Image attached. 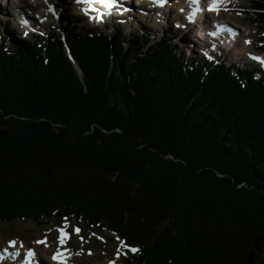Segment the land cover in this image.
<instances>
[{
	"label": "trees",
	"instance_id": "1",
	"mask_svg": "<svg viewBox=\"0 0 264 264\" xmlns=\"http://www.w3.org/2000/svg\"><path fill=\"white\" fill-rule=\"evenodd\" d=\"M66 34L0 36V220L108 230L125 264H264V71L169 32Z\"/></svg>",
	"mask_w": 264,
	"mask_h": 264
},
{
	"label": "rangeland",
	"instance_id": "2",
	"mask_svg": "<svg viewBox=\"0 0 264 264\" xmlns=\"http://www.w3.org/2000/svg\"><path fill=\"white\" fill-rule=\"evenodd\" d=\"M18 2H25V6L22 5V7H25L26 9H30L31 6L34 7L36 5L40 8V12L44 9L42 6V4H44L43 0H19ZM11 4L12 3H8L7 0L6 2L5 0H0V36H5L7 38V46L10 49H14L16 43L30 40L32 32L47 31L49 28L54 26L57 28L61 36L63 35L62 32L69 34L72 31L97 32L107 31V29L109 31H113L116 28H121L126 33V36L132 35L134 32L139 34L148 32L156 39L164 36L165 32L173 33L175 39L172 41V48L175 47L174 52L178 55L179 51L184 49L185 44L190 42V36L193 35H191V33L196 30V27H192L190 28V33L184 34L174 28L173 24L167 22L165 19L162 21L158 20L156 14H154L155 17L152 15L150 16L151 21H149L148 15L141 16V14H126L113 20L110 26L106 29L102 23H97L98 25L94 27L87 24L83 26V21L80 20H82L84 16L80 15L75 19L74 25H71L69 29L63 31L59 25L60 21L65 18H70V12L63 13L62 16H58V14H55L52 11L44 12L45 14L37 16L35 18L37 25L23 29L20 24L15 21L16 17L13 16L14 14H9V16L7 15V10H9V12L13 11L11 9ZM231 4L230 9L228 11L226 9L223 10L219 16H224L221 18L234 22L242 29L243 36L250 38L251 43L248 45L244 44L248 49H242L241 55L243 57H240L241 61L243 60L249 62L248 59L244 58V55L247 54V56H249L248 52H253L255 49H259L258 46L261 41L259 42V39L257 40L256 38H258L261 34H264V32L261 33L257 23L252 20V17L255 16L253 13L254 10L252 0H232ZM17 9L20 12L24 11L23 8ZM69 10L70 9H68V11ZM167 16H169L168 19L172 20V15L168 14ZM89 19L91 18H86L87 21ZM8 20L17 22L19 29L16 28L14 22L12 23ZM62 40H65L64 36ZM242 42L243 40H239V43ZM176 43L177 46H175ZM139 44L141 43L139 42ZM198 44L201 45L202 43L198 42L197 45ZM239 46L241 45L237 44L238 48ZM186 56L189 62H191L194 58L201 60L204 57V55L199 52L198 46ZM223 58L224 57L221 56L219 59L223 60ZM225 59L230 61L228 57H225ZM235 59L237 58L235 57ZM246 66L248 68H252L255 67V64L250 63ZM66 220L67 224L64 223V219L60 220L58 218L47 217H44L42 221L38 222L32 219H17L7 222L0 220V242L5 246L7 245L13 248V252H19L17 255H13L12 253L9 254L12 259L18 257V264L31 263L25 261V258L21 256L22 254L25 255L28 253L29 250L34 252V255H31L30 259L33 258L37 263V258L40 259L45 257L48 262H43V264H54L53 255L56 253L58 248H69L70 255L72 257L71 261L75 262L74 264H109L110 259L118 260L119 264H124L127 256L125 251L126 246L123 241L116 236V234L109 232L108 230H100L98 228L89 229L81 222H77L69 218H66ZM74 226H79L80 232L78 234L73 231ZM58 228H64L69 235L67 237H62V234L57 230ZM81 237L83 239H81ZM101 237L103 239H101ZM61 238H63V243H61ZM9 241H15L16 243L10 244ZM37 241H44V243H38ZM0 263H2V261H0ZM2 264L11 263L7 261Z\"/></svg>",
	"mask_w": 264,
	"mask_h": 264
},
{
	"label": "bare ground",
	"instance_id": "3",
	"mask_svg": "<svg viewBox=\"0 0 264 264\" xmlns=\"http://www.w3.org/2000/svg\"><path fill=\"white\" fill-rule=\"evenodd\" d=\"M19 1V0H18ZM17 0H7V2L8 3H15L14 5H12L11 6V9L13 10V11H10L9 12V10H7V15L9 16V14H14L13 16L15 17L16 15H19V16H24L25 17V19L26 20H28L29 22L31 21H34L35 20V18L37 17V16H39V15H42V14H45L44 12H53V13H55V14H58V16H62V14L63 13H68V12H70V18L69 19H72L73 21H75V19L78 17V16H80L81 14H84V13H88V12H85V7H83V6H78V5H75V1H77V0H48V3H45V0H43V3L44 4H42V6L44 7V9H43V11H41L40 12V8L36 5V6H34V7H32L31 6V8L30 9H26L25 7H22V5L23 6H25V2L24 3H19ZM25 1V0H24ZM27 1V0H26ZM16 2H18V4L16 3ZM174 4H176V6L178 7V8H180V7H182V6H187L188 5V3H187V1H185V0H168L167 2H166V5H165V7H161L160 8V10H158V11H160V12H162V14L161 15H159L158 16V20H160V21H162L163 19H165L167 22H170L169 21V19L167 18V17H165V14H167L169 11H171V9H172V6H173V3ZM154 4V3H153ZM41 6V7H42ZM50 6H51V8L53 9V10H49V8H50ZM17 8H23V10L24 11H22V12H20ZM68 9H70L69 11H68ZM73 10H76V12H74ZM2 12V11H1ZM131 12V10L127 13V14H131L130 13ZM95 13H97V11L95 12ZM95 13H93V14H95ZM4 14V13H3ZM5 15V14H4ZM69 15V14H68ZM207 15V14H206ZM6 16V15H5ZM122 16H124V15H122ZM154 16V15H153ZM211 16V14H209V17ZM65 18V17H64ZM221 19V18H220ZM222 20V19H221ZM9 21V20H8ZM16 21V20H15ZM15 21H13V20H10L9 22H14L15 23V26H16V28L17 29H19V27L17 26V22H15ZM30 22V23H31ZM19 24V23H18ZM187 33V32H186ZM185 34V33H184ZM188 34V33H187ZM193 33H191V35H192ZM66 36H67V34H66ZM245 37L246 36H243V34H242V36H238V39H242V40H244L245 39ZM190 38H193L192 36H190ZM189 38V39H190ZM198 43V42H197ZM190 44L191 45H193V40L192 39H190ZM241 45V46H239V48L237 47V44H236V46L234 47V49H233V52H234V55H236L237 57H240L239 55L242 53V49H245V50H247L248 48H247V46H245L244 44H242V43H238V45ZM60 249V248H59ZM71 255H70V251L69 250H67V254L66 255H64V256H62V258H60L61 260H62V262L64 263V262H67V263H71L68 259H69V257H70ZM68 257V258H67ZM4 259H6L7 257H3ZM67 258V259H66ZM33 259V258H32ZM32 259H30L29 261H32ZM58 259V258H57ZM34 260V259H33ZM37 261H38V263L39 264H43V262L44 263H46V262H48L47 261V259L45 258V257H42V258H37L36 259ZM33 263H37L36 261H34ZM37 263V264H38Z\"/></svg>",
	"mask_w": 264,
	"mask_h": 264
},
{
	"label": "snow or ice",
	"instance_id": "4",
	"mask_svg": "<svg viewBox=\"0 0 264 264\" xmlns=\"http://www.w3.org/2000/svg\"><path fill=\"white\" fill-rule=\"evenodd\" d=\"M77 2H78V3H79V2H87V0H77ZM101 2L107 4V6H108L109 8H111V7H113V6L118 2V0H101ZM155 2H156L159 6H163L164 3L166 2V0H155ZM45 3H48V0H45ZM220 3H222V0H211V2H210L209 5H208V10H210V11H219L220 9H219L218 5H219ZM89 8H92V5H91V4L89 5ZM49 10H53V9L51 8V6H50ZM93 10H95V9H93ZM85 12H87V9H85ZM90 18H91V17H90ZM95 18H97V19H102V18H103V15L101 14L99 17H95ZM22 23L27 24L28 21H27V20H23ZM211 34H212V35H215V33H211ZM250 42H251L250 40H245V43H250ZM249 57H250L251 59H254V60L259 61L262 65H264V57L255 56L254 54H251V53H249ZM64 223L67 224V220H66V218H64ZM57 230L62 234V237H67V236L69 235V234L65 231L64 228H58ZM73 231L76 232V233L78 234V233L80 232V228H79V226H74V227H73ZM81 239H83V238L81 237ZM101 239H103V238L101 237ZM37 242H38V243H44V241H37ZM63 242H64V241H63V238H61V243H63ZM9 243H10V244H15L16 242H15V241H9ZM131 251H132V252H136V251H138V248H136V247H132V248H131ZM89 254H90V250H89ZM117 254H119V253H117ZM29 255H34V252H33L32 250H29ZM57 258H62V257H58L57 254H54V255H53V259H57ZM109 264H115V262H114V261H110Z\"/></svg>",
	"mask_w": 264,
	"mask_h": 264
},
{
	"label": "water",
	"instance_id": "5",
	"mask_svg": "<svg viewBox=\"0 0 264 264\" xmlns=\"http://www.w3.org/2000/svg\"><path fill=\"white\" fill-rule=\"evenodd\" d=\"M75 67L78 70L79 74L81 75V69L79 68V66L77 65V63L74 61Z\"/></svg>",
	"mask_w": 264,
	"mask_h": 264
}]
</instances>
